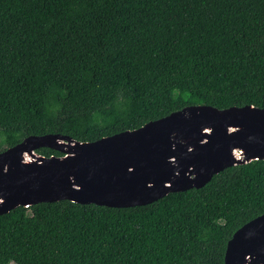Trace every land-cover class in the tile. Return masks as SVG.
<instances>
[{
    "label": "trees",
    "instance_id": "1",
    "mask_svg": "<svg viewBox=\"0 0 264 264\" xmlns=\"http://www.w3.org/2000/svg\"><path fill=\"white\" fill-rule=\"evenodd\" d=\"M191 105L264 109V0H0V152L46 134L92 142ZM263 214L258 160L139 207H18L0 216V264H224Z\"/></svg>",
    "mask_w": 264,
    "mask_h": 264
},
{
    "label": "water",
    "instance_id": "2",
    "mask_svg": "<svg viewBox=\"0 0 264 264\" xmlns=\"http://www.w3.org/2000/svg\"><path fill=\"white\" fill-rule=\"evenodd\" d=\"M39 148L60 156L45 157ZM264 161V109L186 106L143 126L78 142L29 136L0 152V216L18 207L69 201L132 208L199 189L214 175ZM224 264H264V214L226 244Z\"/></svg>",
    "mask_w": 264,
    "mask_h": 264
}]
</instances>
